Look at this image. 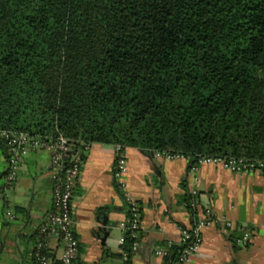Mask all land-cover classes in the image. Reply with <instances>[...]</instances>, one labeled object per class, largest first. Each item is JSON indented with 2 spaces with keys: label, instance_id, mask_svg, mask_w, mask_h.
Returning a JSON list of instances; mask_svg holds the SVG:
<instances>
[{
  "label": "trees",
  "instance_id": "obj_1",
  "mask_svg": "<svg viewBox=\"0 0 264 264\" xmlns=\"http://www.w3.org/2000/svg\"><path fill=\"white\" fill-rule=\"evenodd\" d=\"M0 129L264 162V0H0Z\"/></svg>",
  "mask_w": 264,
  "mask_h": 264
},
{
  "label": "crops",
  "instance_id": "obj_2",
  "mask_svg": "<svg viewBox=\"0 0 264 264\" xmlns=\"http://www.w3.org/2000/svg\"><path fill=\"white\" fill-rule=\"evenodd\" d=\"M115 148L92 144L74 186L71 216L78 240L77 264H120V223L128 208L113 183ZM127 191L140 207L139 248L131 264H167L159 249L180 247V228H189L208 207L222 222L202 229L198 254L185 264H264V177L236 175L213 165L195 173L186 161H166L127 148ZM49 154L28 155L12 189H4L6 153L0 144V264H33L37 229L52 204ZM196 196H192V192ZM194 208L187 206L191 200ZM7 205L14 215L6 216ZM247 235L246 244L237 240ZM61 250L55 249L57 258Z\"/></svg>",
  "mask_w": 264,
  "mask_h": 264
},
{
  "label": "built area",
  "instance_id": "obj_3",
  "mask_svg": "<svg viewBox=\"0 0 264 264\" xmlns=\"http://www.w3.org/2000/svg\"><path fill=\"white\" fill-rule=\"evenodd\" d=\"M0 143L6 153L7 172L4 177V189L14 187L18 172L25 158L31 153L47 152L49 162L47 172L52 184V204L43 222L37 229V241L33 248L34 264H77L78 240L74 233V221L71 216V201L73 189L76 185L83 164V156L91 146L80 143V148L73 149L72 143L58 136L55 139L31 136L23 132L0 129ZM113 183L126 202L128 213L120 223L122 237L120 238V264H131L132 255L139 248V231L141 225L140 207L137 201L127 191L124 177L127 173V148L114 146ZM154 157L166 161H189V157L178 153L154 152ZM213 165L236 175L255 174L264 177V162L248 160L245 158H224L215 156H198L196 162L190 167L195 173L202 165ZM196 196V192L191 193ZM194 208L195 203L190 202ZM6 216L14 219L10 206L7 205ZM222 222L226 228L231 223L218 218L213 211L206 207L201 211L199 218L189 228H180V250L175 258L168 264H185L191 256L198 254L202 245V229ZM247 235L237 240L238 244H246ZM128 241V242H127ZM55 249H60L57 258L53 255ZM171 252L159 249L157 255L169 258ZM53 256V257H52Z\"/></svg>",
  "mask_w": 264,
  "mask_h": 264
}]
</instances>
